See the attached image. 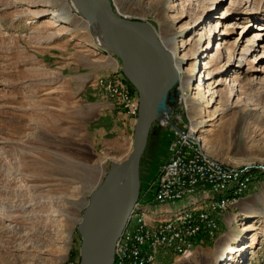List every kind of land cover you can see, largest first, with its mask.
Segmentation results:
<instances>
[{
  "label": "rangeland",
  "instance_id": "374dc122",
  "mask_svg": "<svg viewBox=\"0 0 264 264\" xmlns=\"http://www.w3.org/2000/svg\"><path fill=\"white\" fill-rule=\"evenodd\" d=\"M63 1L0 0V264H69L92 189L133 145L128 117L136 120L137 93L126 117L102 103L108 95L96 82L81 90L103 66L102 51L112 52L77 15H55ZM113 2L175 40L176 51L166 50L184 78L172 86L169 97L178 100L171 107L195 129L205 152L244 172L256 170L213 240L183 245L165 259L164 249L159 264H264V174L257 172L264 171V0ZM217 20L222 27L213 33ZM197 92L199 99L187 103L185 96ZM150 129L139 167L143 187L157 176L171 138L167 127L153 122ZM185 203L168 207L142 198L138 211L147 205L158 227ZM247 223L251 228L243 229Z\"/></svg>",
  "mask_w": 264,
  "mask_h": 264
},
{
  "label": "water",
  "instance_id": "95a60500",
  "mask_svg": "<svg viewBox=\"0 0 264 264\" xmlns=\"http://www.w3.org/2000/svg\"><path fill=\"white\" fill-rule=\"evenodd\" d=\"M81 1L87 3L91 14L99 15L98 26L107 50L120 59L138 98L132 148L122 160L110 162L101 181L92 189L78 222V264H113L116 242L140 197L139 167L150 128L159 108L162 114L164 109L169 110L167 104L176 105L178 97L173 99L169 95L178 75L172 52L164 48L149 21L121 14L113 0ZM145 40L164 54L168 66L164 73L156 75L150 66Z\"/></svg>",
  "mask_w": 264,
  "mask_h": 264
},
{
  "label": "bare ground",
  "instance_id": "6f19581e",
  "mask_svg": "<svg viewBox=\"0 0 264 264\" xmlns=\"http://www.w3.org/2000/svg\"><path fill=\"white\" fill-rule=\"evenodd\" d=\"M61 11L55 12V15L60 18H68L73 15H77L81 22H83L86 27L90 30L92 33L96 43L106 50L108 49L107 42L105 40V37L100 30L98 26V20L99 15H93L90 12V7L87 5L86 2H82L81 0H64L60 3ZM122 14V13H121ZM218 26L215 27L213 30V33L215 31H219L221 29V22L217 20ZM152 24V23H151ZM154 27L157 35V29ZM159 39L164 46L165 49L174 51L176 48L175 40L171 37H167L165 35H158ZM145 51L148 53V60L150 63V66L153 68V71H155L156 75H160L161 73H164L167 69V61L164 56V54L159 51L155 46L150 44L148 41H143ZM176 51V50H175ZM173 55V54H172ZM174 59V57H173ZM208 64V63H207ZM174 65L176 68H179V60L175 58ZM208 68L211 67L207 65ZM193 69V67H192ZM194 70V69H193ZM114 74V77L105 79L104 77H100L96 80V86H98L101 89H104L116 106L119 107V109L126 111L127 114L132 116V102L130 96V83L128 77L125 75L121 63L116 66V68L112 71ZM177 75L178 79H183L184 74L181 73L177 69ZM199 99V92L197 94H194L192 96L186 97L185 100H187V103L191 104L192 102ZM169 101L167 98L166 101ZM138 101V100H136ZM170 104V108H171ZM161 108L158 109L157 113L158 115L161 114ZM187 124V119H186ZM188 126V125H187ZM191 128V127H189ZM193 130V136H192V143L196 146V150L198 153L202 154L205 158H210L212 162L219 164L220 168L222 170H228L232 172L226 180L220 181V182H214L210 187L206 185H197L192 191L189 192V194L180 196V197H173L172 199H161L158 201H155L159 204L164 203H172V202H178L183 201L184 203L188 200L190 202L188 204H184V209L176 208L178 211L174 212L172 215V218L170 220H165V222H161L160 225L162 226V229H167V236L169 238H154V251L152 252V262L151 264H159L160 263V256L159 253L164 249L169 248H175L177 251H182V246L186 245H179V237L181 239H188V242H190V238L196 237L198 234L192 233V228H194V221L195 225H202L201 218H195V212H190L191 209H201L202 207H205V221L206 223L211 224H205V231L207 232H216L218 229L219 224L217 223V219L215 217V214H221V212H224L220 209L218 205H213L212 200H216V202L225 201V198H234L236 195V201L237 198L242 196L244 192L247 190V186L250 185L251 178H253V173H251V169L249 171L244 172L240 168L232 167L230 165H226L221 162H217L214 158H211L204 150L203 146L201 145L200 141L198 140L199 137L196 135L195 129L191 128ZM245 189V190H244ZM244 190L243 194L242 191ZM212 192L216 193L219 197L212 196ZM140 200V197H139ZM138 200V202H139ZM149 200V199H147ZM138 202L136 203L135 210L131 213L130 218L128 220V223L123 230V233L118 238L115 246V259L113 264H141V254H140V238H139V226L140 223H143V225L148 226L144 230L147 232H154L153 227H149L151 225H148L147 223L143 222V219L140 217L146 216V214L142 211H138ZM120 207V206H119ZM122 207V205H121ZM235 207V206H234ZM251 208L253 206H250ZM184 216V220L190 221L187 222V226H182V229L179 231V237L176 227L169 228V222L168 221H174V219H181ZM157 221V220H156ZM252 224H245L243 229L251 228ZM159 227V226H158ZM227 244V243H226ZM190 245V244H189ZM194 247V245H192ZM225 247V246H224ZM225 249H223L224 251ZM237 250H242L241 248H238ZM176 252V251H175Z\"/></svg>",
  "mask_w": 264,
  "mask_h": 264
},
{
  "label": "built area",
  "instance_id": "2783aa9c",
  "mask_svg": "<svg viewBox=\"0 0 264 264\" xmlns=\"http://www.w3.org/2000/svg\"><path fill=\"white\" fill-rule=\"evenodd\" d=\"M130 83V81H129ZM130 96H135L136 90L130 83ZM137 99V98H136ZM169 110L164 109L162 114H159L154 121L160 126L169 128L171 138L168 141V155L165 161L159 167L156 177L152 178L151 182L146 186H140V199L146 198L149 200L172 199L189 194L197 185L211 186L214 182L226 180L232 173L228 170H222L220 163L212 162L210 158H205L198 153L196 146L192 143L193 130L186 124L184 115L177 111L178 107H171L167 104ZM237 196V195H236ZM236 196L234 198H225V201L216 202L212 200L213 205H218L221 210L227 211L236 206ZM190 212H195V218H201L202 225H195L192 228V233L200 234L205 231V207L201 209H191ZM184 216L181 219H174L169 222V228L176 227L179 237V231L182 226H187ZM214 235L215 232H207ZM169 238L167 229H162V226L155 227V232H147L144 230V225L139 226L140 238V254L141 264H151L154 251V238ZM79 239V248H80ZM190 244V247L195 244V241L188 242V239L179 237V245ZM168 251L175 252V248H169ZM80 260L79 250L77 254L68 259L69 264H78Z\"/></svg>",
  "mask_w": 264,
  "mask_h": 264
},
{
  "label": "crops",
  "instance_id": "0c3cea01",
  "mask_svg": "<svg viewBox=\"0 0 264 264\" xmlns=\"http://www.w3.org/2000/svg\"><path fill=\"white\" fill-rule=\"evenodd\" d=\"M98 48V47H97ZM101 49V48H100ZM102 55H103V59L105 60V62H104V64H103V66L100 68V71H98V73H96L95 75H93V77L91 78V80H89V81H87V82H85L84 84H83V86L81 87V90H85V91H88V89H94L95 88V82H96V80L99 78V77H104L105 79H108V78H110V76H111V72H112V70L116 67V66H118L119 65V63H121L120 62V60L118 59V57L115 55V54H113V53H110V52H108V51H106V52H104V51H102ZM95 80V81H94ZM104 94L107 96V94L105 93V91H104ZM103 102V104H106V106H109L110 108H114L116 105L114 104V102L111 100V98L110 97H108L107 96V98L104 96V99L102 100ZM117 108V107H116ZM114 110H115V108H114ZM116 111V110H115ZM119 111H121L122 113H124V115L126 116V117H128L129 115H127V112L126 111H123V110H121V109H119ZM128 120H130L131 122H132V129L134 128V123H135V118L134 117H128ZM143 183V182H142ZM141 183V184H142ZM174 202H172V203H164L165 205H167L168 207H170L172 204H173ZM145 206H147V205H144V210H143V212H145V214H146V212H147V210H146V207ZM164 207H166V206H164ZM230 213H231V210L229 211V210H227V211H224V212H221V214H215V217H216V219L218 220V222H219V226H218V229L216 230V231H218V230H220L221 229V227L222 226H226L227 225V220H226V217H228V216H230ZM154 214V213H153ZM150 216V215H149ZM148 216V212H147V214H146V216H145V220L147 221V223L149 224V225H151V226H156V225H153L152 224V222L154 221V222H156V218L154 219V217H149ZM148 218H149V220H148ZM214 239V236L213 235H210L209 233H207L206 231H203V232H201L200 234H198V237L195 239V244H194V248L195 247H197V246H203V245H206L207 243H209L210 242V240H213ZM167 255H169V257H171L172 255H176L175 253H173V252H171V251H169L167 254H164L163 256H165L164 257V259L165 258H167L166 256ZM162 260V259H161Z\"/></svg>",
  "mask_w": 264,
  "mask_h": 264
},
{
  "label": "trees",
  "instance_id": "16d2710c",
  "mask_svg": "<svg viewBox=\"0 0 264 264\" xmlns=\"http://www.w3.org/2000/svg\"><path fill=\"white\" fill-rule=\"evenodd\" d=\"M253 171H256V170H253ZM257 172L264 174V171L263 170L262 171L258 170Z\"/></svg>",
  "mask_w": 264,
  "mask_h": 264
},
{
  "label": "flooded vegetation",
  "instance_id": "af4514ba",
  "mask_svg": "<svg viewBox=\"0 0 264 264\" xmlns=\"http://www.w3.org/2000/svg\"><path fill=\"white\" fill-rule=\"evenodd\" d=\"M251 171H253L252 168H251ZM251 182H252V181H251ZM231 209H232V208H231Z\"/></svg>",
  "mask_w": 264,
  "mask_h": 264
}]
</instances>
